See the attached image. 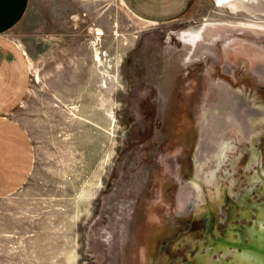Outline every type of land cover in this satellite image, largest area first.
Here are the masks:
<instances>
[{"label":"rangeland","instance_id":"374dc122","mask_svg":"<svg viewBox=\"0 0 264 264\" xmlns=\"http://www.w3.org/2000/svg\"><path fill=\"white\" fill-rule=\"evenodd\" d=\"M262 12L196 0L154 23L122 0H33L11 36L46 41L11 117L34 163L0 198V264H264V58L219 43L264 46ZM208 28L211 57L190 40Z\"/></svg>","mask_w":264,"mask_h":264},{"label":"crops","instance_id":"0c3cea01","mask_svg":"<svg viewBox=\"0 0 264 264\" xmlns=\"http://www.w3.org/2000/svg\"><path fill=\"white\" fill-rule=\"evenodd\" d=\"M137 17L154 23L178 19L191 10L196 0H122ZM33 0H0V198L20 189L28 180L34 163L33 144L27 129L11 117L28 101L33 73L38 71L40 58L35 54L36 46L46 39L31 36L29 31L21 37L11 36L29 17ZM25 30V29H24ZM234 37V38H233ZM229 42L220 41L222 47L231 48L238 60H247L249 68L264 53H253L249 45L255 40L233 36ZM218 59L233 60L219 50ZM219 52V53H218ZM220 55V57H219Z\"/></svg>","mask_w":264,"mask_h":264},{"label":"bare ground","instance_id":"6f19581e","mask_svg":"<svg viewBox=\"0 0 264 264\" xmlns=\"http://www.w3.org/2000/svg\"><path fill=\"white\" fill-rule=\"evenodd\" d=\"M220 2H221L222 7H226V8L231 9V11L233 13H238V12L243 11V12H246L248 14H255V13L259 12L260 10L261 11L263 10V12L260 14L264 15V0H220ZM259 8H260V10H258ZM209 30L210 29L208 28L203 33H201L200 36L198 35L199 38H196L197 36L190 38V40H193L195 42V45L197 47L196 53L199 54V53H202L203 51H205V52H203V56H206V57H209V56L211 57L213 55V53L211 52V50L209 48V43H210V41H212L214 38L217 37V36H213V35L210 36L211 32H209ZM102 32H98V34H103ZM245 33H247V32H245ZM260 35H262V34H260ZM195 39H197V40H195ZM200 47H202V49H204V50H199ZM249 47L252 49H255V50H257V49L261 50V48H260L261 46L259 47L258 44L255 45L254 43H252ZM220 52L222 53L223 51H220ZM227 53H228V51H227ZM100 55L101 54H99V52L96 53L97 60L102 61V58ZM216 59H218V58H216Z\"/></svg>","mask_w":264,"mask_h":264}]
</instances>
